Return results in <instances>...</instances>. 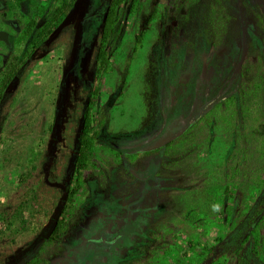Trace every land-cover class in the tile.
Segmentation results:
<instances>
[{
    "label": "rangeland",
    "instance_id": "374dc122",
    "mask_svg": "<svg viewBox=\"0 0 264 264\" xmlns=\"http://www.w3.org/2000/svg\"><path fill=\"white\" fill-rule=\"evenodd\" d=\"M1 1L0 30L10 33L11 42L0 41V264L19 257L23 264H56L64 246L75 242L86 213L112 196L130 203L143 229L130 236L124 264H264V89L240 134L216 108L167 151L144 149L189 124L184 115L189 86L184 84L206 77L212 62L220 63L226 75L244 44L249 50L243 59L252 67L241 80L258 83L264 75V0H229V8L225 0H212V11L221 16L220 38L186 55L177 74L164 73L160 115L152 100L158 74L153 65L163 59L162 25L178 0H124L120 42L108 70L97 79L100 23L95 11L85 10L86 0H77L76 10L56 18L40 39L34 37L45 21L39 11L49 0ZM223 11L236 26L231 45L222 34ZM163 33L166 44L167 25ZM137 35H142L139 45ZM91 87L99 91L93 107L99 136L82 186L63 208ZM176 146L183 152L177 167ZM158 152L168 155L157 157ZM158 161L164 175L143 182L129 172L144 173ZM61 216L59 237L50 241Z\"/></svg>",
    "mask_w": 264,
    "mask_h": 264
},
{
    "label": "trees",
    "instance_id": "16d2710c",
    "mask_svg": "<svg viewBox=\"0 0 264 264\" xmlns=\"http://www.w3.org/2000/svg\"><path fill=\"white\" fill-rule=\"evenodd\" d=\"M122 0H115L114 6H117ZM218 1V0H217ZM212 0H191L186 5V0H178L172 11L166 15L165 22L162 25V52L163 59L155 63L154 70L156 71L154 79V99L153 102L157 105L156 115L161 114V104L159 96H162V89L165 88L164 73H176L180 68L183 58L188 55L194 56L198 50H205L206 47L212 46L215 39L220 38L221 30L218 28L217 11H212L210 4ZM225 5L229 8V0H225ZM68 11H39V15L45 17V21L34 35L35 39L44 38L51 32L50 26L52 22L60 15H65ZM95 18L100 23V33L98 37V45L95 51V59L98 67L96 68L95 78L105 73L110 66V55L114 52L120 42L118 30L120 28V19L123 16V11H115L111 7L108 11H95ZM225 14L226 28L222 31L225 34L227 45L235 39L236 26L230 23L227 11L220 12ZM220 15V14H219ZM171 18L175 20L170 22ZM36 20L32 22L31 27L35 26ZM225 24V23H224ZM167 25V42L163 40V30ZM142 35L136 36V43H141ZM246 45L242 46L240 57L232 62V70L226 75L220 63H213L209 66L206 77L200 76L196 83L193 84V78L184 85H188V94L190 101L188 103V113L184 115L190 119L189 124L185 125L175 135L180 136L196 122L197 119L210 114L214 109L222 110V120L227 121L231 125L232 131L238 135L241 133L246 123V118L255 105L261 103V96L264 89V75H259L258 83L245 84L241 78L251 71V63L243 59L246 54ZM202 58L206 56L205 51L199 52ZM203 63V67H204ZM191 78V77H190ZM190 82V83H189ZM157 88L160 89V93ZM172 89V88H171ZM171 93L172 90H171ZM99 95V91L95 87L88 89L86 101L83 106V111L80 119L78 134L73 146V159L70 169L69 179L64 187L65 195L61 198L63 208L67 207V202H70L80 190L84 178V170L88 167L91 158L93 144L99 136V130L94 125L93 107L95 99ZM169 106L171 98L168 99ZM180 106V105H179ZM260 106V105H259ZM181 109H184L180 106ZM186 110V109H185ZM182 112L183 110H179ZM184 119V116L180 118ZM174 135V136H175ZM168 138V144L165 146L166 151L170 148L172 138ZM173 150V149H172ZM72 177H74V185H71ZM55 227L51 230V235L48 240L53 241L56 238V231L59 225L63 223L61 220H56ZM254 223H251V231L254 232ZM248 234V229L243 233ZM21 264V263H18ZM23 264V263H22Z\"/></svg>",
    "mask_w": 264,
    "mask_h": 264
},
{
    "label": "flooded vegetation",
    "instance_id": "af4514ba",
    "mask_svg": "<svg viewBox=\"0 0 264 264\" xmlns=\"http://www.w3.org/2000/svg\"><path fill=\"white\" fill-rule=\"evenodd\" d=\"M122 0L117 6H114L115 0H86L87 6L86 11H108L111 7L115 11H122L121 6L124 4ZM77 0H49L44 8L40 11H75ZM3 8V3L0 0V9ZM39 28V27H38ZM7 32V31H6ZM8 33V43L11 42L10 33ZM2 41V40H0ZM83 111V109H82ZM82 115V114H81ZM175 135V134H174ZM171 135V136H174ZM168 136L162 140L155 142L154 145H148L144 149L156 147V149H164L168 144ZM179 137L174 136V139ZM179 146L172 147L175 151L173 152L174 160L173 163L175 167L179 165L180 157L183 152H177ZM181 148V147H180ZM168 155L167 152H161L156 154L157 157H164ZM162 162V161H161ZM160 161L157 162L158 167L154 166L145 169L144 173L139 171H134L129 168V172L134 178L142 179L143 182L149 180L153 175L158 177L162 172V168L159 167ZM154 165L155 163L152 162ZM177 170V168H170L172 171ZM111 200V201H110ZM123 204V205H122ZM130 203H121L119 200L109 199L106 202H101L97 205H93L91 210H89L84 220L80 223V227L77 230L75 242L64 246V250L58 257L56 264H124L125 261V250L130 248L128 242L131 239V235H135L136 232L142 231L143 229L139 225L141 221L139 218L131 214L132 208ZM123 207L124 212L120 211ZM65 208V207H64ZM63 216L59 217L57 220L63 221ZM54 223L52 229L56 226ZM60 225L56 231V238L53 241H57ZM51 229V230H52ZM51 232V231H50ZM25 262V259L19 257L12 264H18Z\"/></svg>",
    "mask_w": 264,
    "mask_h": 264
},
{
    "label": "water",
    "instance_id": "95a60500",
    "mask_svg": "<svg viewBox=\"0 0 264 264\" xmlns=\"http://www.w3.org/2000/svg\"><path fill=\"white\" fill-rule=\"evenodd\" d=\"M0 40L8 43V33L4 30H0ZM207 261L202 262L201 264H206Z\"/></svg>",
    "mask_w": 264,
    "mask_h": 264
}]
</instances>
